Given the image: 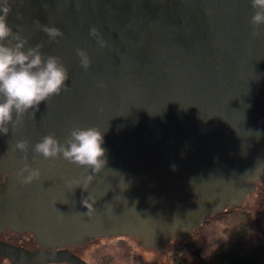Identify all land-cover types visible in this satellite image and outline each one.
I'll return each instance as SVG.
<instances>
[{
  "label": "water",
  "instance_id": "95a60500",
  "mask_svg": "<svg viewBox=\"0 0 264 264\" xmlns=\"http://www.w3.org/2000/svg\"><path fill=\"white\" fill-rule=\"evenodd\" d=\"M8 4L12 35L3 43L38 47L68 79L38 108L14 112L0 135V173L12 172L0 231L10 225L63 245L127 235L164 250L209 215L243 205L264 177V25L251 24L252 0ZM76 127L104 134L99 172L34 152L42 137L65 143ZM33 169L40 175L26 183ZM0 255L14 264H87L69 251L1 241Z\"/></svg>",
  "mask_w": 264,
  "mask_h": 264
},
{
  "label": "clouds",
  "instance_id": "9594fccd",
  "mask_svg": "<svg viewBox=\"0 0 264 264\" xmlns=\"http://www.w3.org/2000/svg\"><path fill=\"white\" fill-rule=\"evenodd\" d=\"M252 7L256 11L251 17V24L254 27L264 25V0H252ZM10 11L8 0H0V135H7L9 129L6 125L13 121L14 112L19 117L33 107L38 108L49 97L58 95L66 87L68 79L67 69L57 58L50 56L45 61L38 47L24 51L23 40H18L15 47L3 43L12 35V29L7 23ZM45 31L53 37L59 35L54 28H45ZM79 54L83 57V66L88 67L86 54ZM103 144L104 134L99 128L76 127L71 129L65 143L49 134L42 137L33 150L45 159L63 158L99 172L107 163ZM17 147L26 148V142H18ZM39 175L40 170L33 169L25 182ZM87 180H91V177Z\"/></svg>",
  "mask_w": 264,
  "mask_h": 264
},
{
  "label": "trees",
  "instance_id": "16d2710c",
  "mask_svg": "<svg viewBox=\"0 0 264 264\" xmlns=\"http://www.w3.org/2000/svg\"><path fill=\"white\" fill-rule=\"evenodd\" d=\"M255 229L252 212L231 205L209 215L188 238H173L164 250H149L166 251L171 246L170 264H264V238ZM113 239L117 241L108 245L103 256L96 251L97 259L90 264H133L134 242L142 247L140 240L127 235Z\"/></svg>",
  "mask_w": 264,
  "mask_h": 264
},
{
  "label": "flooded vegetation",
  "instance_id": "af4514ba",
  "mask_svg": "<svg viewBox=\"0 0 264 264\" xmlns=\"http://www.w3.org/2000/svg\"><path fill=\"white\" fill-rule=\"evenodd\" d=\"M4 155L3 151H0V157ZM11 171L2 170L0 173V203L2 196L6 193V186L8 185V182H11ZM263 180L262 182L257 183L259 180ZM257 180V186L255 184V190L251 193L256 194L259 193V195H262L264 193V186L260 187L258 184L264 183V177ZM250 195V194H249ZM248 195V196H249ZM247 196V197H248ZM244 206V204H243ZM114 237H92V236H86L83 238H80L78 241H72V243L63 245V244H57L53 243L47 240H43L37 237V235L34 233V231H21L16 230L10 225L4 227L0 231V241L4 243H8L17 247L25 248L29 251H46V252H57V251H69L76 256H78L80 259L85 261L87 264H90L88 260L84 258L82 255V251L85 250V248L93 243L96 240H108L113 239ZM0 264H14V261L0 255ZM58 264H69V263H58Z\"/></svg>",
  "mask_w": 264,
  "mask_h": 264
},
{
  "label": "rangeland",
  "instance_id": "374dc122",
  "mask_svg": "<svg viewBox=\"0 0 264 264\" xmlns=\"http://www.w3.org/2000/svg\"><path fill=\"white\" fill-rule=\"evenodd\" d=\"M263 180H259L257 183L262 182ZM256 183V186H257ZM259 188L264 186V183L258 184ZM244 206L248 210H250L254 216L255 219V226H256V233L264 238V193L262 195H259V193L256 194H250L246 199L244 200ZM116 239H108V240H96L90 245H88L85 250H83L82 255L86 260H88L90 263H93L96 258V251L101 252L99 254H102V256L107 252V247L110 244H113V242H116ZM134 242V241H133ZM135 248L137 249L136 257L133 259V264H170L169 260V254L171 250V246H168L166 251H152L149 249H144L140 245L137 244V242H134ZM99 249V250H98ZM101 256V255H99ZM104 257L102 258V262H104Z\"/></svg>",
  "mask_w": 264,
  "mask_h": 264
}]
</instances>
